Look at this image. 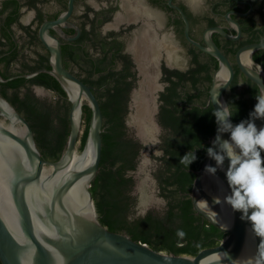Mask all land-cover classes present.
Instances as JSON below:
<instances>
[{
	"label": "water",
	"instance_id": "water-1",
	"mask_svg": "<svg viewBox=\"0 0 264 264\" xmlns=\"http://www.w3.org/2000/svg\"><path fill=\"white\" fill-rule=\"evenodd\" d=\"M74 1H69L66 12L56 20L46 21L40 29V38L51 54L52 68L24 75L27 79L41 72L53 75L71 102L70 134L66 149L58 161L43 158L30 123L0 95V139L16 147L10 154L2 150L0 154L8 165L11 216L17 228L14 230L11 227L6 215L0 210L1 263L236 264L247 241L251 239L259 264H264V212L256 211L253 207L254 195L264 199V165L259 164L256 156L264 140V67L253 58L256 51L264 49V42L243 46L236 53L237 66L248 79L257 84L262 100L254 118L235 128L231 124L230 108L225 95L234 80L235 69L213 40L212 34L219 33L229 40H237L241 34L240 27L228 16L229 21L237 26L238 36L228 34L222 27L209 28L204 33V44H201L190 36V22L180 10L185 23L186 39L216 58L219 63L208 97V105L212 104L215 111V131L209 141V152L196 171L190 197L196 212L227 233V236L218 246L204 249L195 257L158 252L145 243L133 240L126 233L108 230L99 221L91 187L100 172L102 158V108L93 93L94 88L64 66L62 42L50 33L51 29L67 23L74 10ZM169 4L177 8L172 5V0H169ZM79 35L64 37L75 40ZM245 56L250 60L249 64L244 62ZM161 57L153 53L136 56L142 80L140 87L135 90L128 123L135 128L136 136L143 144H150L154 140L153 136L146 133L153 129L151 123L154 117L153 113L148 114V106L155 104L156 93L164 88L159 82ZM152 69L158 70L154 73ZM12 79L5 80L0 74L1 82ZM84 105L90 107L91 119L85 146L80 151V138L85 129ZM149 118L151 122H145ZM147 123L151 127L145 125ZM9 125L12 129L8 128ZM238 134L246 135L238 151L245 155L249 164V177L232 155V139ZM75 155L80 157L81 162L91 157V162L84 168H70ZM46 170L49 172L44 176ZM80 182L86 206L90 208L88 213L74 205L69 198L71 190ZM221 186L227 191L226 203L219 197L218 188ZM29 190L31 197L28 196ZM251 234L253 238H250Z\"/></svg>",
	"mask_w": 264,
	"mask_h": 264
},
{
	"label": "trees",
	"instance_id": "trees-1",
	"mask_svg": "<svg viewBox=\"0 0 264 264\" xmlns=\"http://www.w3.org/2000/svg\"><path fill=\"white\" fill-rule=\"evenodd\" d=\"M251 23V19L247 20L248 29L252 28ZM210 24L214 21L211 20ZM261 31L264 33V27ZM89 34L84 30L79 41H90L92 52L72 45L63 46L62 52L65 67H76V76L94 87L93 93L104 116L100 172L91 187L99 221L108 230L126 233L158 252L195 257L204 249L218 246L227 233L198 214L190 197L196 171L209 152V141L215 131V111L212 104L208 105V97L213 75L219 66L218 60L191 45L187 70L163 66L162 81L167 85L160 93L159 120L166 133L161 137L162 155L154 157L158 162L154 176L160 195L166 200V207L162 212L149 211L139 216L136 212L138 201L133 195L135 178L132 173L138 169V159L145 146L129 136L126 125L130 95L136 84L135 74L131 72L132 60L122 52L123 44L113 32L106 37L97 33L90 37ZM252 35L240 45L230 40H214L234 60L240 46L259 42L255 31ZM253 58L264 67V49L255 52ZM5 59L11 61V57ZM45 68L51 69L48 54L25 72H1L5 80L14 78L8 82L0 81V95L30 123L43 158L58 161L70 134L71 102L53 75L41 72L31 79L23 76ZM234 69L235 77L226 98L231 124L236 128L254 118L260 108L262 94L250 79H245L246 88L239 90L242 72L237 64H234ZM36 85L53 91L59 99L55 103L40 99L32 90ZM83 119L85 129L80 138V151L85 146L91 119L88 105L83 107ZM256 156L259 164L264 165V140Z\"/></svg>",
	"mask_w": 264,
	"mask_h": 264
},
{
	"label": "flooded vegetation",
	"instance_id": "flooded-vegetation-1",
	"mask_svg": "<svg viewBox=\"0 0 264 264\" xmlns=\"http://www.w3.org/2000/svg\"><path fill=\"white\" fill-rule=\"evenodd\" d=\"M69 1L0 0V74L6 71L9 73L25 72L47 54L51 66V54L40 38V29L46 21L56 20L66 12ZM172 5H176L177 8H173L169 4V0H75L74 10L67 23L50 30V33L62 42V47L72 45L75 48L88 50L91 46L90 41H79L84 30L90 33V37H93L95 33L101 37H106L112 32L116 35L115 38L123 44L122 52L131 57V72L135 74L136 78V84L130 95L129 112L126 116L127 130L129 136L141 144L143 142L136 136L133 127L128 123L135 90L140 87L139 83L142 80L136 56L150 53L162 56L158 69L160 71L159 82L164 85V88L156 93L154 106L150 105L154 116H152L151 126L156 127L154 135L160 137L157 147L161 154L154 153V157L162 155L161 137L166 133L159 120L160 93L167 85L162 81L164 77L163 66L185 71L190 65L189 53L192 44L185 37V23L180 10L184 12L190 22V36L201 44H204V33L209 28L222 27L228 34L238 36L237 26L229 21L228 16L239 25L241 30L239 38L230 41L240 45L248 37H252V33L255 31L258 35L257 38L259 37L258 43L264 42V33L261 31L264 27L262 14L264 13V0H172ZM249 19L252 21L251 29L246 26ZM94 20L95 23H93ZM211 20L214 21V24H210ZM101 22L102 24L99 26ZM94 26H97L96 30H94ZM79 33V37L75 40H68L64 37V35L76 37ZM212 38L222 42L229 40L219 33H213ZM246 45L238 48L237 44H234L238 50ZM140 46L142 49H139ZM176 46L177 49L175 50ZM174 51L177 54L180 52L187 54L188 60L185 65L180 64L179 60L173 59ZM170 55L172 57H169ZM9 57H11V61L5 59ZM229 59L234 66L236 64L235 57L234 60ZM181 60L183 59L181 58ZM69 70L75 75L78 72L76 67ZM157 70L152 69L154 73ZM245 79L248 78L242 73L238 83L239 90L246 88ZM36 87H38L37 90L43 88V91H51L43 86H32L36 96ZM55 96L58 100L59 97L56 94ZM143 145L145 146V144ZM141 154L138 160H140Z\"/></svg>",
	"mask_w": 264,
	"mask_h": 264
},
{
	"label": "bare ground",
	"instance_id": "bare-ground-1",
	"mask_svg": "<svg viewBox=\"0 0 264 264\" xmlns=\"http://www.w3.org/2000/svg\"><path fill=\"white\" fill-rule=\"evenodd\" d=\"M244 62L249 64L250 60H248L247 56L244 57ZM150 88L152 89L153 87L151 86ZM151 113H152V109L150 106H148V114H151ZM145 122L150 123L151 118L146 119ZM145 125L151 127L148 123ZM8 128H11L10 125L8 126ZM155 129L156 128L153 127L152 130L155 131ZM152 130H149L146 133L150 134L151 137L152 136L155 137ZM245 138H246V135L244 134H238L233 137L232 155H233L234 160L239 164L240 167H242L245 174L249 177V164L245 158V155L238 151L239 146L245 140ZM15 149L16 147L13 143L0 139V151L2 150L5 154H10ZM89 162H91V157H88L84 162H81L80 157L75 155L70 165V168L72 167L84 168L87 164H89ZM7 172H8L7 162L4 160V158L0 154V210H2L4 214L6 215L5 217L9 221V224L11 225V227L14 230H17L16 223L13 221V217L11 216L12 209L10 206L11 198H10V192H9V187H8L9 184H8ZM48 172L49 170H46L44 173V176H47ZM81 188H82V183L80 182L71 190L69 194V198L74 205L81 207L85 213H88L90 212V208L86 206L87 204L86 197L82 193ZM218 189H219V197L222 198L224 202L226 203L227 202V196H226L227 191L225 190V187L221 186ZM30 191L31 190H29V194H28L29 197H31ZM253 207L256 211L264 212V199L260 195L253 196ZM223 208L226 211L224 204H223ZM38 226H41V225L38 224ZM250 238H253L252 234ZM236 264H259L251 239L247 241L246 246L239 260L236 262Z\"/></svg>",
	"mask_w": 264,
	"mask_h": 264
},
{
	"label": "rangeland",
	"instance_id": "rangeland-1",
	"mask_svg": "<svg viewBox=\"0 0 264 264\" xmlns=\"http://www.w3.org/2000/svg\"><path fill=\"white\" fill-rule=\"evenodd\" d=\"M181 58L183 60H181ZM173 59L179 60L180 64L185 65L186 61L188 60V56L185 52H180L177 54V52L174 51ZM36 94L37 97L42 100H48L52 103L57 101V97L51 91L38 90L36 91ZM133 131L136 132L137 135L135 128H133ZM152 131L154 133V130ZM159 142L160 137L159 135H156L150 144L144 143L145 148L142 151L138 169L136 172L132 173L135 178L133 195L138 201L136 205V212L139 216L145 215L149 211H155L159 213L162 212L166 207V200L160 195L158 181L154 176V172L158 167V162L154 159L153 154H161L159 148L157 147Z\"/></svg>",
	"mask_w": 264,
	"mask_h": 264
}]
</instances>
